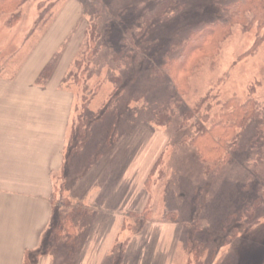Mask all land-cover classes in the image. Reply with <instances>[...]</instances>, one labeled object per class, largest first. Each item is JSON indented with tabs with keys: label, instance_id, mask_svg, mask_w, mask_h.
Wrapping results in <instances>:
<instances>
[{
	"label": "rangeland",
	"instance_id": "obj_1",
	"mask_svg": "<svg viewBox=\"0 0 264 264\" xmlns=\"http://www.w3.org/2000/svg\"><path fill=\"white\" fill-rule=\"evenodd\" d=\"M162 2L163 12L151 14ZM231 2L26 0L0 13V81L18 82L32 55L55 53V68L66 70L59 95L73 100L53 220L25 264H264V151L254 144L255 124L236 131L232 158L207 174L183 141L229 100L264 105V27L232 23L210 37L212 48L179 57L177 88L152 71L162 54L180 56L199 26L225 22ZM91 27L101 46L87 59ZM93 166L96 184L79 186ZM97 187L99 200L117 209L94 210ZM254 204L249 221L245 209ZM195 220L199 231L183 227Z\"/></svg>",
	"mask_w": 264,
	"mask_h": 264
},
{
	"label": "crops",
	"instance_id": "obj_2",
	"mask_svg": "<svg viewBox=\"0 0 264 264\" xmlns=\"http://www.w3.org/2000/svg\"><path fill=\"white\" fill-rule=\"evenodd\" d=\"M54 54L32 55L18 82L0 81V264H25L53 220L54 180L63 168L73 110V100L59 95L62 63L45 84L37 82ZM97 171L93 166L79 186L96 184ZM98 190L94 210L117 209L100 201L104 189Z\"/></svg>",
	"mask_w": 264,
	"mask_h": 264
},
{
	"label": "trees",
	"instance_id": "obj_3",
	"mask_svg": "<svg viewBox=\"0 0 264 264\" xmlns=\"http://www.w3.org/2000/svg\"><path fill=\"white\" fill-rule=\"evenodd\" d=\"M24 1L26 0H0V13L13 11ZM164 4H166V2L158 3L156 8L152 10L151 14L155 15L156 13H160V11L163 12V8H165ZM223 12L225 14V18L227 19L225 22L208 24L205 27L199 26L197 31L193 32L186 40L183 41L182 44H180V56L178 54L176 57L171 58L167 56L168 52H166L165 54H162L160 66L157 68L154 67L155 69L151 70L154 71V73L155 71H160V75H165L170 80L171 84L173 83L175 87H178V84L176 83V76L178 70L182 66L175 69L174 66L177 65L176 62L179 61V57L186 60L195 50L203 49L207 51V49L212 48L213 45L210 37L217 34L223 36L224 34L222 31H228L226 29L228 28V25L232 23H237L243 28L253 24L258 26V28L264 27V0H232L229 5H226L223 8ZM151 14L144 16V25L146 27L151 19H149ZM218 26L221 27V31L211 28H218ZM95 33V27H91L88 32L87 47L83 52V56L87 57V59H91L101 46V37ZM125 40L126 38L123 39V42H125ZM175 46L179 47V45ZM56 56V54L53 55L49 62L44 66L37 79L38 81L44 82L48 79V77H50L57 64ZM75 65L79 66L80 64L77 62ZM250 123L255 124V134L253 136L254 144L260 145L261 149L264 151V105L253 100H248L244 104H238L233 99L227 101L221 106L217 119L211 122L208 128L200 126L192 138H184L183 141H188L189 146L194 149L197 160L199 163L203 164V169L206 172L205 174H207L212 172L217 167L223 166L232 158L236 148L234 145L236 140V131L238 129H244ZM80 133L83 134L82 132ZM257 207L258 204H254L245 209L244 215H246L249 221H256L254 212ZM173 216V213H168L165 216V219L169 220V218ZM143 217L145 219L147 218V216ZM199 221L200 220H195L192 223L186 222L183 224V227L185 229H192V232L194 233L200 230ZM62 223L63 227H65L64 231L70 240L74 234L71 218L66 217ZM57 234H59L58 229L52 232V235H56L58 238Z\"/></svg>",
	"mask_w": 264,
	"mask_h": 264
}]
</instances>
